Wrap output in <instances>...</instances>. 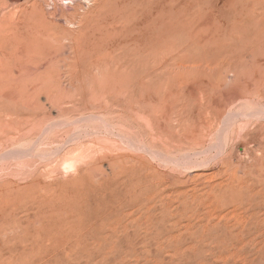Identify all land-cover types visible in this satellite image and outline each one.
Instances as JSON below:
<instances>
[{
	"label": "rangeland",
	"instance_id": "rangeland-1",
	"mask_svg": "<svg viewBox=\"0 0 264 264\" xmlns=\"http://www.w3.org/2000/svg\"><path fill=\"white\" fill-rule=\"evenodd\" d=\"M0 264H264V0H0Z\"/></svg>",
	"mask_w": 264,
	"mask_h": 264
}]
</instances>
